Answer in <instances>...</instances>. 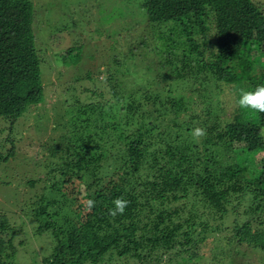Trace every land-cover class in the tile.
Here are the masks:
<instances>
[{"label": "trees", "instance_id": "trees-1", "mask_svg": "<svg viewBox=\"0 0 264 264\" xmlns=\"http://www.w3.org/2000/svg\"><path fill=\"white\" fill-rule=\"evenodd\" d=\"M139 5L155 48L166 56L160 64L169 67L161 78L164 94H152L142 84L147 80L133 79L127 87L122 77L129 68L118 67L108 75L109 99L105 90H92L99 100L81 104L77 97L66 108L58 100L54 122L62 140L51 141L49 153L58 155L49 166L52 182L33 210L38 233L54 239L47 264H96L113 252L142 264H162L165 255L166 264L177 258L195 264L200 243L212 241L208 233L225 229L213 221L223 223L230 212L226 243L264 253V113L243 110L223 120L206 94L210 81L233 85L238 99L240 89L264 84V11L254 0ZM33 22L31 0H0V121L9 132L47 101L48 61L45 50L39 54ZM81 50L68 46L63 63H78ZM87 77L92 79L90 72ZM184 90L205 104L203 114L196 113V102L185 107L176 99ZM35 117L40 131L47 114ZM195 128L205 135L194 136ZM12 150L0 155V163ZM118 198L128 204L112 216ZM8 227L1 218L0 231ZM14 233L7 238L13 254ZM196 233L203 239L196 236V242ZM4 242L0 234V264H12L2 257Z\"/></svg>", "mask_w": 264, "mask_h": 264}, {"label": "rangeland", "instance_id": "rangeland-1", "mask_svg": "<svg viewBox=\"0 0 264 264\" xmlns=\"http://www.w3.org/2000/svg\"><path fill=\"white\" fill-rule=\"evenodd\" d=\"M31 1L34 8L35 41L39 44V54L42 49L45 50L43 55L46 62L48 61L45 71L49 76L44 75L43 83L44 86L49 83V87L44 107L37 111L30 110L20 118L11 132L8 131V125L0 121V129L3 128L0 131V155L3 157L10 149L14 151L7 161L0 163V219L6 217L9 222V227L0 231L5 240L2 257L12 264H47L52 253L53 236L50 233H38L37 228L41 222L35 219L33 210L39 207L41 194L52 182L48 175L49 166L58 155H50L51 141L56 145V142L62 140L58 138L59 132L54 122L58 100L63 103L62 108H66L77 97L81 104L99 100L100 97L93 95L92 90H105V98L109 99L108 75L111 72L114 74L112 68L118 67L122 72L126 67L129 68V73L124 72L122 77L128 84L127 87L135 84L133 79L138 82L147 80L142 84L149 85L147 89L152 94L163 95L162 86L165 81L161 83V78L169 68L160 65L161 61L165 62L166 56L161 55L155 48L157 41L151 34L153 28L145 24L146 16L139 5L141 0ZM254 1L264 11V0ZM71 45H82L79 62L74 64L68 61L64 64L61 57ZM54 52H60V55H57L53 64ZM116 60L122 65L116 64ZM89 72L92 79L87 77ZM215 85V82L210 81L206 94L211 97V108L216 109L223 120H230L240 113L246 114L237 104L238 94L233 85ZM186 94L189 91L175 94L176 99L185 107L186 104L191 106L199 100L196 94H191L192 97ZM204 106L205 104L197 103L196 113L203 114ZM41 113L47 114L48 118L43 122L45 126L38 131L35 128V115ZM262 132L264 135V127ZM10 138H13L12 141ZM261 156L262 154L257 156V165L261 164ZM30 180L34 182L31 184ZM83 188L84 186H80L77 189ZM190 205L188 203L187 210L191 209ZM232 219L230 212L223 223L213 221L214 227L221 224L225 229L208 233L212 234V241L204 239L200 243L202 247L195 264H264V253L253 252L244 244L237 247L238 250H233V245L226 243V238L230 237ZM13 230V243L15 249L17 248L14 254L7 243ZM198 234L194 237L196 242ZM203 236L201 234L199 240ZM9 251L8 260L5 254ZM215 254L219 256L217 260L213 258ZM166 258L167 255L163 257L162 264H166ZM96 264H142V261L129 256L118 258L113 252ZM172 264L186 263L177 258Z\"/></svg>", "mask_w": 264, "mask_h": 264}, {"label": "clouds", "instance_id": "clouds-1", "mask_svg": "<svg viewBox=\"0 0 264 264\" xmlns=\"http://www.w3.org/2000/svg\"><path fill=\"white\" fill-rule=\"evenodd\" d=\"M238 106L242 110L264 113V84H259L252 89H240L239 99L237 100ZM194 136L201 137L205 132L201 128H195ZM90 205L92 202H89ZM128 201L124 199H116L114 201V208L110 210L112 216L117 214L122 215L125 212Z\"/></svg>", "mask_w": 264, "mask_h": 264}]
</instances>
